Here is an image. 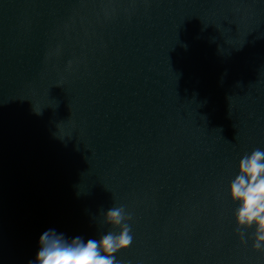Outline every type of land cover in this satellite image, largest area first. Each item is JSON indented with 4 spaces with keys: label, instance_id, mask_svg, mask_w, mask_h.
Instances as JSON below:
<instances>
[{
    "label": "water",
    "instance_id": "1",
    "mask_svg": "<svg viewBox=\"0 0 264 264\" xmlns=\"http://www.w3.org/2000/svg\"><path fill=\"white\" fill-rule=\"evenodd\" d=\"M264 150V0H0V264L49 229L117 264H264L228 187Z\"/></svg>",
    "mask_w": 264,
    "mask_h": 264
},
{
    "label": "clouds",
    "instance_id": "2",
    "mask_svg": "<svg viewBox=\"0 0 264 264\" xmlns=\"http://www.w3.org/2000/svg\"><path fill=\"white\" fill-rule=\"evenodd\" d=\"M228 196L237 206L234 221L239 238L244 241L252 229L253 250L264 251V150L241 157ZM130 219L123 206L111 207L103 223L119 231H107L87 242L81 237L69 241L63 233L49 229L40 237L36 258L29 264H117L115 254L132 244Z\"/></svg>",
    "mask_w": 264,
    "mask_h": 264
}]
</instances>
